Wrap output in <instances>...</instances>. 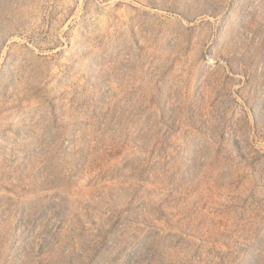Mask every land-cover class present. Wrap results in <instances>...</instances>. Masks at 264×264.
<instances>
[{
  "label": "rangeland",
  "instance_id": "obj_1",
  "mask_svg": "<svg viewBox=\"0 0 264 264\" xmlns=\"http://www.w3.org/2000/svg\"><path fill=\"white\" fill-rule=\"evenodd\" d=\"M0 264H264V0H0Z\"/></svg>",
  "mask_w": 264,
  "mask_h": 264
}]
</instances>
